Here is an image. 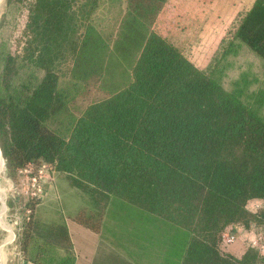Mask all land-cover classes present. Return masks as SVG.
I'll return each instance as SVG.
<instances>
[{"label":"trees","instance_id":"16d2710c","mask_svg":"<svg viewBox=\"0 0 264 264\" xmlns=\"http://www.w3.org/2000/svg\"><path fill=\"white\" fill-rule=\"evenodd\" d=\"M6 2L8 13L26 10L0 74L8 173L51 164L90 197L73 219L95 231L113 199L148 211V225L168 228L165 239L150 237L157 264H264L251 244L264 234V89L239 76L229 90L222 79L243 46L264 64V0L242 15L211 70L157 26L169 0H125L112 39L95 23L100 0ZM65 77L97 84L104 96L75 111ZM29 216L21 255L77 264L68 224ZM224 231L248 242L235 250Z\"/></svg>","mask_w":264,"mask_h":264},{"label":"rangeland","instance_id":"374dc122","mask_svg":"<svg viewBox=\"0 0 264 264\" xmlns=\"http://www.w3.org/2000/svg\"><path fill=\"white\" fill-rule=\"evenodd\" d=\"M254 1L169 0L157 26L173 38L187 56L204 69L211 70L217 65L222 49L226 41L230 40L242 15ZM6 4V0H0V28L4 30L0 46V74L7 54H16V38L22 32L26 21L25 8L11 9L12 12L8 13ZM125 8V0H100L94 19L96 26L107 39H112L115 35ZM229 60L231 65L222 77L226 88L233 89L237 78L241 76L243 80L248 78L250 90L264 89V64L258 55L243 46ZM29 71L27 66L22 67L20 76ZM60 84L71 92L69 102L75 111L104 96L103 90H99L97 84L88 87L84 82L70 77L62 78ZM262 110L264 111V105ZM42 163L44 162L28 164L11 174L8 173L6 164L0 165V208L4 200L8 207L5 213L0 212V248L7 252V264H18L22 256L20 240L25 217L33 213V217L39 216L42 220H62L71 224L73 221L77 222L73 217L78 209L90 203V197L84 191L75 188L66 176L59 174L49 163L43 177L39 179L44 193L40 197H32L30 178L39 175ZM9 179L13 182L12 188L9 187ZM28 204L34 205L33 210ZM104 208L106 217L103 218L104 228L101 233L103 253L100 254L103 256V264H155L150 237L154 234L165 239L168 231L166 223L154 220L148 225L152 218L148 211L118 199L111 200ZM1 217L5 224L1 222ZM149 226L151 235L147 236L145 230ZM73 233L76 237L85 236L75 230ZM241 236H238L233 247L246 245L248 239L244 241ZM111 238L114 240L110 241ZM153 239L155 240L154 237ZM99 258H96L97 263Z\"/></svg>","mask_w":264,"mask_h":264},{"label":"crops","instance_id":"0c3cea01","mask_svg":"<svg viewBox=\"0 0 264 264\" xmlns=\"http://www.w3.org/2000/svg\"><path fill=\"white\" fill-rule=\"evenodd\" d=\"M106 217V212H105ZM105 219V218H104ZM68 227L71 234V239L74 244V248L76 251V263L77 264H103V242L101 233L103 231L104 226L99 230L95 231L87 226H83L78 222H71L68 223ZM117 228V227H116ZM78 231L80 235H85L84 237H76L74 236L73 231ZM83 233V234H81ZM114 239L111 238L110 241ZM4 243V241H3ZM107 243V242H106ZM7 244V242H6ZM239 246L235 248V250H239ZM4 253H7L5 250L2 249ZM99 258V262H96V258ZM161 257L155 254L154 262L159 261ZM18 264H37L33 261L25 259L23 256L20 257Z\"/></svg>","mask_w":264,"mask_h":264},{"label":"built area","instance_id":"2783aa9c","mask_svg":"<svg viewBox=\"0 0 264 264\" xmlns=\"http://www.w3.org/2000/svg\"><path fill=\"white\" fill-rule=\"evenodd\" d=\"M49 167V164L42 163L41 167L39 168V175L30 178L31 184V195L32 197H40L44 193L43 184L40 182V178L43 177V173ZM28 168L26 169V171ZM238 239V232H230L224 231L221 234V240L227 244L232 245ZM251 244L254 248H256L262 255H264V234H258L251 238Z\"/></svg>","mask_w":264,"mask_h":264},{"label":"clouds","instance_id":"9594fccd","mask_svg":"<svg viewBox=\"0 0 264 264\" xmlns=\"http://www.w3.org/2000/svg\"><path fill=\"white\" fill-rule=\"evenodd\" d=\"M3 164H6V160L2 158V153H0V165ZM0 264H7V254L4 253L3 251H0Z\"/></svg>","mask_w":264,"mask_h":264},{"label":"bare ground","instance_id":"6f19581e","mask_svg":"<svg viewBox=\"0 0 264 264\" xmlns=\"http://www.w3.org/2000/svg\"><path fill=\"white\" fill-rule=\"evenodd\" d=\"M6 209H7V205H6V200H4L3 201V205L1 206V208H0V212L1 213H5L6 212ZM1 222L3 223V224H5L4 223V221H3V219H2V217H1ZM5 241V240H4ZM5 245V244H4ZM1 250L3 249V248H0Z\"/></svg>","mask_w":264,"mask_h":264},{"label":"water","instance_id":"95a60500","mask_svg":"<svg viewBox=\"0 0 264 264\" xmlns=\"http://www.w3.org/2000/svg\"><path fill=\"white\" fill-rule=\"evenodd\" d=\"M0 153H2V157H3V159L5 160V158H4V156H3V152H2L1 147H0ZM12 186H13V182H12V180L9 179V187L12 188ZM7 208H8V207H7Z\"/></svg>","mask_w":264,"mask_h":264}]
</instances>
